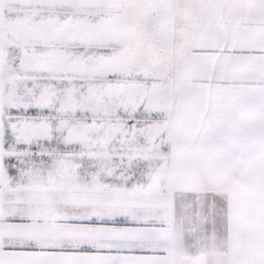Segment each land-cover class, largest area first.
I'll return each instance as SVG.
<instances>
[{
    "label": "snow or ice",
    "instance_id": "1",
    "mask_svg": "<svg viewBox=\"0 0 264 264\" xmlns=\"http://www.w3.org/2000/svg\"><path fill=\"white\" fill-rule=\"evenodd\" d=\"M0 264H264V0H0Z\"/></svg>",
    "mask_w": 264,
    "mask_h": 264
}]
</instances>
